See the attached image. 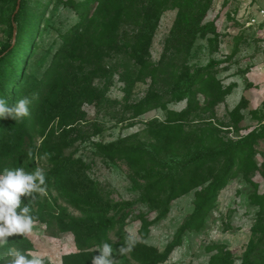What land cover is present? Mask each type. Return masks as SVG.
Instances as JSON below:
<instances>
[{"label":"rangeland","instance_id":"374dc122","mask_svg":"<svg viewBox=\"0 0 264 264\" xmlns=\"http://www.w3.org/2000/svg\"><path fill=\"white\" fill-rule=\"evenodd\" d=\"M161 1L139 5L116 32H99L98 41L109 42L98 53L110 56L90 64L77 41L96 33L88 20L99 0H0V51L12 44L0 59V96L32 101L23 120L0 119V171H53L45 195L21 197L31 205L33 232L10 236L0 259L10 264V251H31L52 264H92L99 250L89 236L109 218L103 243L123 241L125 228L139 238L131 252L114 254L116 264H222L228 257L242 264L252 240L263 237L264 23L247 26L246 13L264 0ZM145 11L155 16L151 29L140 25ZM136 32L151 33L144 59L162 65L158 83L135 74L141 62L118 67L130 60L123 50L108 53ZM157 95L150 106L166 103L167 110L132 118L133 106ZM170 112L195 134L215 126L212 147L155 137L150 131ZM153 118L159 122L151 130L145 122ZM139 146L150 155L119 154ZM200 152L208 154L203 165L193 161ZM188 165L190 181L180 176Z\"/></svg>","mask_w":264,"mask_h":264},{"label":"trees","instance_id":"16d2710c","mask_svg":"<svg viewBox=\"0 0 264 264\" xmlns=\"http://www.w3.org/2000/svg\"><path fill=\"white\" fill-rule=\"evenodd\" d=\"M161 2L162 4H167L168 0L161 1ZM146 3H147V0H139L137 4H135L133 0H99V4H98L96 11L93 13L92 16H90L88 20V22L91 21L90 26L97 23L96 24L97 26L92 31L96 33L89 34V35L87 33L86 34L87 38L86 37L79 38L77 41V48L78 47L81 48L83 54L87 55V60L89 59L88 63L96 64V63L103 61L106 57L110 56L109 54L105 53L104 50L98 53V49H103L101 47L106 48V45H108L107 43L109 42V40L105 41L104 43L98 41L99 38H96L98 33L101 32L100 37H104L107 32H110V31L111 33L116 32L117 28H119L120 25H123L125 23L127 25V23L132 20L131 15L135 12V8H139V5L144 7ZM112 4H114L115 6L111 7ZM110 9H112L113 13H111V11L110 13H108L109 12L108 10ZM114 9H116V12ZM138 10L143 11V9H138ZM154 18L155 16L153 14L145 11L143 15H139L138 19L141 20V24H140L141 27L147 28L149 25L151 29L153 26H151L150 21H153ZM185 20L186 21L188 20V23L190 25H193V21L195 22L196 17L193 14L192 15L187 14L185 16ZM151 38H152L151 33L145 35L144 33L136 32L134 33V36L132 38H129V39L127 38V41L123 43L122 46L120 47L112 46V48L108 50V53L109 51H111V49L121 50V51L123 50L125 53H127L130 56L129 57L130 60L124 62L121 66L120 64H118V67L126 69V71H129L132 69L131 61H134L136 64L138 62L139 63L141 62V64L139 65H134L135 74L136 75L140 74L142 76L150 77L153 82L155 81L156 83H158L157 75L162 65H158V64L155 65L154 63H151L147 61L146 59H144L145 53L147 54V50L149 48V43L151 41ZM116 42H117V39L112 40L113 45H115ZM11 48H12V44L6 45L5 48L0 51V59L3 57L4 53L10 50ZM161 97L163 96L157 95V97L153 100L146 98L145 101L140 102L136 104L135 106H133L132 109L134 110V115L132 116V118H136L138 115H141V114H144L150 111L153 107H160V109L167 110L166 103L158 104V106L157 104L154 106H150L152 102L161 100ZM257 109H255L254 111L256 112ZM170 113L173 114V117H169L163 122H161L160 123L161 127H158L157 131H150L151 133L155 135V137H157L161 141H165L166 139H169V140L179 139L180 140V138H182L181 140H182L183 145L186 143L193 144V148L195 147L197 148L201 142H202V145L204 144V145H208L209 147H212L211 143H214L215 141V134H214L215 126L209 127L207 129H201L200 133L197 132L195 134V131L193 129L191 128L186 129L187 125H184V123L187 122L186 119H183L181 117H175V113H172V112ZM157 122H159V118H153L149 121H146L145 126H147V128L152 130L154 127L158 126ZM219 139L222 140V138H219ZM144 148L146 147L139 146L137 149L134 150V152L121 150L119 151V154H123L125 155V157H130V158H135L136 156H139V155H143V156L150 155L151 151L149 149H144ZM193 148H190V149L192 150ZM217 155L221 156L225 154H223V152L221 153L220 151ZM207 157H208L207 153L200 152L197 154V157H195V160L193 161H197V162L201 161V164L203 165L206 162L205 160ZM149 162H151V160L144 161L142 169H147L146 166L149 164ZM194 169H195L194 167H191L190 165H188V167L184 169L183 173L180 176L186 177L188 179L187 181H190L189 174H191ZM45 174H46L47 180H51L53 178V171H51V173L46 172ZM184 174H187V176H185ZM142 177L147 179V181L148 180L152 181L154 178V175L146 171L145 174L142 175ZM174 182L177 183L178 181L174 180ZM162 183L164 185L165 181ZM54 184L55 183L51 184V186ZM187 187L188 186L182 185L180 186L179 191ZM160 217L161 216H157L155 219L158 220L160 219ZM76 222H77L76 217L72 216L71 223L73 225H76L77 224ZM113 224H114L113 218H109L105 222L99 224L98 227H96V231L98 232L94 235L92 233L89 236V243H90L89 245L90 246L101 245L103 243L102 242L103 236L107 234V232L113 226ZM74 229L76 231V228ZM122 244H123V241L113 245V247L118 249ZM87 248L88 247H84V249H87ZM80 255L82 254L76 253L67 258L75 259L79 257ZM159 262L160 260H154V261L152 260V261L143 262L142 264H158ZM233 262H234V258L228 257L226 261L222 264H233ZM242 264H264V235L262 238H258L257 240H252L249 249L246 251V253L244 254L242 258Z\"/></svg>","mask_w":264,"mask_h":264},{"label":"clouds","instance_id":"9594fccd","mask_svg":"<svg viewBox=\"0 0 264 264\" xmlns=\"http://www.w3.org/2000/svg\"><path fill=\"white\" fill-rule=\"evenodd\" d=\"M31 103V99L24 97L10 104L5 97L0 96V119L23 120L30 115ZM36 194H46V174L43 169L37 167L34 172H27L19 167L0 171V248L6 247L10 236H27L33 232L35 221L31 205L21 197L34 200ZM125 233L123 244L118 249L113 248L115 241L98 246L95 250L98 249L99 254L92 257V264H116L114 254L124 256L131 252L139 243V238L131 228H125ZM9 255L12 257L10 264H45L46 260L52 264L51 257L31 251H10ZM0 264H9V261L0 259Z\"/></svg>","mask_w":264,"mask_h":264},{"label":"built area","instance_id":"2783aa9c","mask_svg":"<svg viewBox=\"0 0 264 264\" xmlns=\"http://www.w3.org/2000/svg\"><path fill=\"white\" fill-rule=\"evenodd\" d=\"M246 25L257 27L264 21V8H260L257 13L251 14L250 11L246 13Z\"/></svg>","mask_w":264,"mask_h":264},{"label":"crops","instance_id":"0c3cea01","mask_svg":"<svg viewBox=\"0 0 264 264\" xmlns=\"http://www.w3.org/2000/svg\"><path fill=\"white\" fill-rule=\"evenodd\" d=\"M261 8H262V7H261ZM257 12H258V11H257ZM257 12H256V13H257ZM262 23H264V21H263ZM262 23H260L259 25H261ZM259 25H258V26H259ZM258 26H257V27H258ZM255 107H257V104L255 105Z\"/></svg>","mask_w":264,"mask_h":264},{"label":"water","instance_id":"95a60500","mask_svg":"<svg viewBox=\"0 0 264 264\" xmlns=\"http://www.w3.org/2000/svg\"><path fill=\"white\" fill-rule=\"evenodd\" d=\"M19 3H20V1H19ZM18 8H19V6L17 7V10H18Z\"/></svg>","mask_w":264,"mask_h":264}]
</instances>
